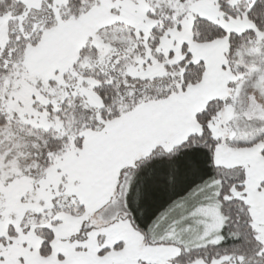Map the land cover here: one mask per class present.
<instances>
[{"label":"snow or ice","instance_id":"6c2138e0","mask_svg":"<svg viewBox=\"0 0 264 264\" xmlns=\"http://www.w3.org/2000/svg\"><path fill=\"white\" fill-rule=\"evenodd\" d=\"M0 264H264V0H0Z\"/></svg>","mask_w":264,"mask_h":264}]
</instances>
